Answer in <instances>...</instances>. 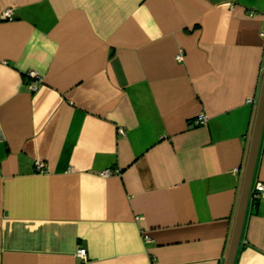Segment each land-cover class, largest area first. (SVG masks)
Returning <instances> with one entry per match:
<instances>
[{"label":"crops","instance_id":"obj_1","mask_svg":"<svg viewBox=\"0 0 264 264\" xmlns=\"http://www.w3.org/2000/svg\"><path fill=\"white\" fill-rule=\"evenodd\" d=\"M262 32L264 0H0V264H224ZM233 264H264L250 192Z\"/></svg>","mask_w":264,"mask_h":264},{"label":"water","instance_id":"obj_2","mask_svg":"<svg viewBox=\"0 0 264 264\" xmlns=\"http://www.w3.org/2000/svg\"><path fill=\"white\" fill-rule=\"evenodd\" d=\"M262 130H264V75H262L260 92L256 104L252 134L244 170V176L242 180V186L240 190L239 201L236 210L235 222L224 264H233L237 252V247L240 242L242 223L248 202L250 186Z\"/></svg>","mask_w":264,"mask_h":264},{"label":"built area","instance_id":"obj_3","mask_svg":"<svg viewBox=\"0 0 264 264\" xmlns=\"http://www.w3.org/2000/svg\"><path fill=\"white\" fill-rule=\"evenodd\" d=\"M4 15L5 16L9 15V11L8 10L5 11ZM262 35H264V32H262ZM181 55H182L181 52H179L176 56H177V58H181L182 57ZM28 76H30V78H32L34 80L37 77V73L33 70H30L28 72ZM29 87L35 88L34 81H31L29 83ZM247 101L252 102L253 100L251 98H248ZM205 120H206V116L204 114H200L198 116V118H196L194 120V123L195 124L203 123V122H205ZM40 165H41V163L38 164V166H40ZM108 173H109V170H107V169L101 172V174H103V175L108 174ZM250 198L253 201H257V200H260L261 198H264V182L257 181L254 184L253 188L250 190ZM76 256H78L79 258L85 259L86 258V250L83 247H78L76 249Z\"/></svg>","mask_w":264,"mask_h":264}]
</instances>
